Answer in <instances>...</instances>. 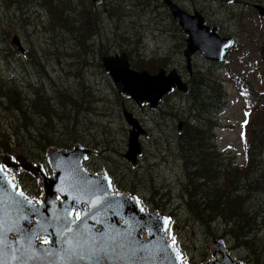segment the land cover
Masks as SVG:
<instances>
[{
  "label": "rangeland",
  "instance_id": "rangeland-1",
  "mask_svg": "<svg viewBox=\"0 0 264 264\" xmlns=\"http://www.w3.org/2000/svg\"><path fill=\"white\" fill-rule=\"evenodd\" d=\"M174 1L189 12L198 10L208 24L217 27L219 34L236 39L228 52V63L205 58L200 52L192 57L193 77L198 73L214 74L215 85L226 88L221 99L223 108L215 111L213 107L204 113L209 121L200 125L204 131L197 140L211 154L212 179L198 178L189 152L181 153L177 148L176 135L183 127L178 129V123L198 124L191 110L193 103L185 95L173 93L164 97L155 111L146 106L147 113L143 115L133 101L118 94L101 64L102 56L124 51L138 71L175 68L187 78L182 54L185 34L164 3L0 0V94L8 88L21 92L20 103L26 110L24 124L41 128L51 138L42 145L29 140L23 143L34 158L18 157L15 165H21L23 171L16 174L18 171L13 170L16 182L37 198L40 189L27 164L33 167V162H42L50 172L46 162L49 148L65 145L63 149H70L83 144L92 150V157L84 162L90 171L109 169L117 180L112 181L115 190L136 194L147 211L157 210L171 218L170 230L186 264H200L211 257L213 241L218 238L225 240L234 258L247 264H264V194L247 191L245 187L249 160L246 171L234 165V160H243L239 133L246 107L240 91L245 92L249 101H264V15H259L253 6L264 5V0ZM63 14H72V25L80 27L86 24L85 14L89 15L97 33L86 40L72 38L62 25L55 28L52 24ZM14 34L19 37L23 52L11 43ZM225 65L228 69L223 72ZM235 96L239 98L238 104L233 103ZM122 104L146 130L140 137L143 153L135 165L123 157L129 126L121 114ZM19 122L15 107L0 97V126ZM263 128L264 114L258 113L249 125V141L263 136ZM1 138L0 134V141ZM0 153H6L1 145ZM257 160H262L264 171V149ZM228 172L234 175L233 184ZM206 186L220 189L224 196L220 202L227 198L236 200V206H230L231 216L220 213L226 210L223 208L208 225L196 218L192 212L194 204L197 208H211L214 204L204 200L203 205L197 199ZM189 194L197 195L189 201ZM242 211L246 213V222L241 232H246V236L237 240L232 233L238 219L243 218Z\"/></svg>",
  "mask_w": 264,
  "mask_h": 264
},
{
  "label": "water",
  "instance_id": "water-1",
  "mask_svg": "<svg viewBox=\"0 0 264 264\" xmlns=\"http://www.w3.org/2000/svg\"><path fill=\"white\" fill-rule=\"evenodd\" d=\"M162 1L189 35L183 51L188 70H191L190 55L196 50L204 53L203 34L215 41L210 49L217 53L215 57L219 56L223 43L216 41L219 37L212 32L214 28L204 25L197 11L189 14L172 0ZM258 11L264 14L263 7H258ZM12 43L22 50L16 35ZM101 64L117 91L140 106L148 102L150 109H156L160 98L171 88L186 90V83L175 69L168 74L162 68L155 74L135 71L129 67L124 52L103 56ZM122 114L130 125L123 156L134 164L141 153L139 136L146 131L132 112L123 108ZM91 152L83 145H75L71 150L49 148L46 154L52 169L49 174L42 162L33 167L27 164L42 190L38 203L23 192V196L19 195L21 191L15 190L0 160V222L5 227H16V231L7 233V243H0V264H182L179 249L167 235L169 218L157 211H145L133 196L115 193L107 172H88L82 161ZM97 200L99 203H93ZM75 213H80V219ZM93 249L102 251L93 255ZM210 255L202 264H246L234 259L222 240L213 241Z\"/></svg>",
  "mask_w": 264,
  "mask_h": 264
},
{
  "label": "trees",
  "instance_id": "trees-1",
  "mask_svg": "<svg viewBox=\"0 0 264 264\" xmlns=\"http://www.w3.org/2000/svg\"><path fill=\"white\" fill-rule=\"evenodd\" d=\"M84 19L86 21V24L82 27L77 26V25H72V14H63L58 16L57 22L53 23V26L55 28H58V25H62L68 33L72 35V38L75 39H80V40H86V38H89L91 34H93L95 27L92 23L91 18L89 15L85 14ZM206 75H202V80L201 84L202 86H205V88L209 87L206 86L209 83V80L205 79ZM1 85V84H0ZM0 97H3L6 102L9 103V105L14 106L16 111L19 114L20 122L15 125H7V126H0V134L2 136L1 141L3 144L0 143L1 147L5 151H11V152H16L18 154L27 156L29 158H34L30 152L26 151V148L24 147L23 143L26 142L27 140L31 141L34 143V145H42L46 142H49L51 138L48 136L44 135L43 130L37 126L34 125H26L24 124V119L26 118V110L23 108V105L20 103L22 101V96L21 92H19L16 89H11L8 88L7 90H4L1 92ZM207 97L199 99V94L194 95L191 100L192 101H197L193 104L194 107L197 105L199 106L200 110H204L206 107H208L210 104L209 102H206ZM213 100L215 99L214 96H211ZM32 105L34 106L35 104L32 102ZM258 113H263L264 114V102L263 104H257L254 101L250 103V110L248 112V117L250 118L249 122L246 125V133L247 137L246 139L250 138V131H249V125L251 123V119L253 121V118L255 117L256 114ZM264 130V128H263ZM203 130L200 128L199 124L197 125H190L187 124L184 126L179 134L177 135L178 138H180L181 142V147L182 150L181 152H186L185 146H190L192 149H196L195 151L189 152L188 156L193 161L195 164L193 166H196L197 170V177L205 179V177H209L212 179V174L208 173L207 171H212L211 168H209V158H208V153L206 151H198L199 148L197 147V142L196 140L201 137V133ZM43 135V136H42ZM264 138L263 136H259V138H255L251 140L249 143V147H251V150H256L258 149V145L260 144V138ZM10 138H13L12 142L10 141ZM62 147H66L65 145H60ZM202 149L204 147L202 146ZM251 150L249 153V157H251ZM254 155H257L254 154ZM193 173V172H191ZM228 178L231 179L233 177V173L228 172ZM234 182H231L233 184ZM204 185V184H203ZM209 188V186H206ZM212 192L207 193L206 197L210 198L211 202L214 204L212 205L211 208H197V205L194 204L192 207V212L196 216L197 219L201 221L202 224L208 225L210 221H213L214 218L218 215L217 211L219 209L226 208L224 211H220V213H227L228 216H231L230 212V206H236V200L232 198H227L225 201L220 202V198L224 197L221 194L220 189L214 190L213 188H209ZM236 189V188H235ZM197 194H189L188 195V200L193 201L194 198L196 197ZM191 199V200H190ZM198 199V198H197ZM201 202V201H200ZM204 205V202H201ZM241 211V209H239ZM243 218L238 219L237 223L235 224V231L233 232V235L236 237L237 240L242 239V237L246 236V232H241L242 229L245 228V222H246V214L244 211H242ZM242 236V237H241Z\"/></svg>",
  "mask_w": 264,
  "mask_h": 264
},
{
  "label": "flooded vegetation",
  "instance_id": "flooded-vegetation-1",
  "mask_svg": "<svg viewBox=\"0 0 264 264\" xmlns=\"http://www.w3.org/2000/svg\"><path fill=\"white\" fill-rule=\"evenodd\" d=\"M95 33H97V31L94 32V34H95ZM187 72H188L187 78H186L184 75H182L181 73H179V75H180L182 81H183L184 83H186V92L179 91V90H177V89H171L166 95H164V96L161 98L160 102H162V100H163L164 97H166L167 95L173 94V93H179V94H182V95L188 96L189 94L193 93L194 90H195V91L197 90L198 83L202 80V78L193 77L191 71H188V70H187ZM190 89H192V90H190ZM209 99H210V98H209ZM210 102H211V99H210ZM139 109H140V108H139ZM191 110L193 111L194 114L197 113V112H199V110H197L195 107H192ZM187 124H189L187 121H185V122L180 121V122L178 123L177 127H178V129H179V128H181L182 125H183V127H184V126H186ZM183 127H182V128H183ZM176 137H177V135H176ZM200 138H201V137H200ZM197 140H198V139H197ZM197 140H196V142H197ZM177 142H180V139H177ZM202 146L204 147V149H202ZM185 148H186V151H187V152H192V151H195V150H196V149H192L190 146H185ZM196 148H199L198 151H203V150H204V151H207L206 146H205V145H202L201 143H200V144H197V147H196ZM181 150H182V147H181V146L178 147V151L181 152ZM181 153H183V152H181ZM185 153H186V152H185ZM188 154H189V153H188ZM141 156H142V155H141ZM262 169H263V165H262V163L257 164V165H255V166H253V165L251 164V165H250V176H249V177H250V181L253 180L254 178H256V179L258 180V175H259L258 172L262 171ZM248 182H249V180H248ZM252 184H253L252 182L249 183L250 186H251ZM255 184H256V186H259V185L264 186V180H262L261 182L256 181Z\"/></svg>",
  "mask_w": 264,
  "mask_h": 264
},
{
  "label": "snow or ice",
  "instance_id": "snow-or-ice-1",
  "mask_svg": "<svg viewBox=\"0 0 264 264\" xmlns=\"http://www.w3.org/2000/svg\"><path fill=\"white\" fill-rule=\"evenodd\" d=\"M246 122V121H245ZM19 195L23 196V193H19ZM93 203H99V201H93ZM77 219H80V213H76ZM167 223V221H165ZM16 231L15 225L5 227L3 222H0V243H7L8 241V232ZM44 243H48L47 239H45ZM173 243H175V239L173 238ZM96 251H102V249L97 250L93 249L92 254L94 255ZM15 258V257H14Z\"/></svg>",
  "mask_w": 264,
  "mask_h": 264
}]
</instances>
